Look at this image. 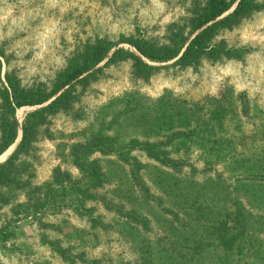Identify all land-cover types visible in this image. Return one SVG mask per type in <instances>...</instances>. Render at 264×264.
I'll return each instance as SVG.
<instances>
[{"label":"rangeland","instance_id":"obj_1","mask_svg":"<svg viewBox=\"0 0 264 264\" xmlns=\"http://www.w3.org/2000/svg\"><path fill=\"white\" fill-rule=\"evenodd\" d=\"M254 3L217 28L218 50L179 67L131 41L176 47L205 0H0V92L8 72L48 93L89 45H113L3 168L18 182L0 184V264H264V0ZM118 47L151 74L108 62ZM46 103L21 106L20 118L16 109L0 164L25 115ZM100 136L105 150L87 149ZM93 167L102 181L87 177Z\"/></svg>","mask_w":264,"mask_h":264},{"label":"trees","instance_id":"obj_2","mask_svg":"<svg viewBox=\"0 0 264 264\" xmlns=\"http://www.w3.org/2000/svg\"><path fill=\"white\" fill-rule=\"evenodd\" d=\"M234 1L235 0H232L231 2L228 0H205V6L202 11L191 21L192 26L189 30L188 37L179 39V41H181L176 47L169 45H156L142 38L135 39L131 41V43L140 54L151 60L165 61L177 57L173 64L178 65L179 67L191 65L197 61L202 54H212L211 52L218 50L219 47H214L210 43V39L217 31V28L224 26L232 27L240 18L251 14L256 6L254 3L255 0H238L236 6L231 12L219 18L231 7ZM187 38H189L188 43L185 45ZM112 46L113 45L108 44L104 40L89 45L80 61L75 58L69 60L65 68L56 75L53 82V88L48 93L40 89L36 90L33 88L20 87L17 81L12 78L11 74L8 72L5 74L6 84L3 85L0 92V108L2 110L0 118V154L13 144L17 138L18 121L15 117L16 109L24 105L33 106L42 105L45 102L47 103L25 115L21 124V140L13 154L3 164H0V184H3L4 181L9 182L8 180H10L12 176H10L7 171H4L3 168L11 163L17 155L23 154L28 150L33 135L37 127L43 122L45 115L58 109L68 108L71 105L74 99L72 96L74 83L76 81H85L89 79V77H92L95 72L100 71V67L96 69H94V67L106 57ZM183 47L184 50H182ZM238 51L226 49V55L231 53L235 55ZM236 55L240 56L239 54ZM116 59H132V65L134 66L136 73L144 76L151 74V69L153 67L145 63L133 52L125 51L123 48L118 47L113 50L108 62ZM58 92L60 93L57 94ZM54 95L56 96L52 99ZM107 139L108 137L100 136L96 138L87 149H100L101 151H104L106 146L104 143H106ZM155 152L158 154L156 158L161 161L164 162L169 159L163 151L155 149ZM79 154L80 153H78V155ZM81 158L82 157H78L76 159L79 160ZM80 164L83 165L84 163ZM92 169L93 171H88L87 177H90L94 181H102L100 178V172L96 171L97 167H93ZM10 182L17 183L18 181L16 178H13ZM52 190L53 188L43 192L46 200L45 206L50 204L49 197ZM86 194L84 196L88 197Z\"/></svg>","mask_w":264,"mask_h":264},{"label":"bare ground","instance_id":"obj_3","mask_svg":"<svg viewBox=\"0 0 264 264\" xmlns=\"http://www.w3.org/2000/svg\"><path fill=\"white\" fill-rule=\"evenodd\" d=\"M22 109H23V107H21V108H18V111H17V116L20 118L21 117V112H22ZM7 153V150H5V152L2 154V155H0V157L1 156H4V154H6Z\"/></svg>","mask_w":264,"mask_h":264}]
</instances>
